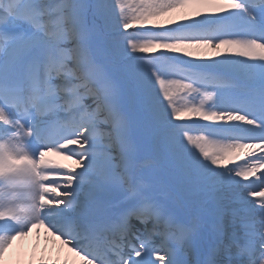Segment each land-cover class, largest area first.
Returning a JSON list of instances; mask_svg holds the SVG:
<instances>
[{
  "label": "snow or ice",
  "instance_id": "1",
  "mask_svg": "<svg viewBox=\"0 0 264 264\" xmlns=\"http://www.w3.org/2000/svg\"><path fill=\"white\" fill-rule=\"evenodd\" d=\"M0 264H264V0H0Z\"/></svg>",
  "mask_w": 264,
  "mask_h": 264
}]
</instances>
